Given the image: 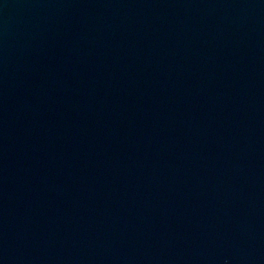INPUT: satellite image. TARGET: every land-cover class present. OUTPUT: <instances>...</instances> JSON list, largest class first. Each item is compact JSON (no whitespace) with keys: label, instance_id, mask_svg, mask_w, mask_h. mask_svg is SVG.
Segmentation results:
<instances>
[{"label":"water","instance_id":"water-1","mask_svg":"<svg viewBox=\"0 0 264 264\" xmlns=\"http://www.w3.org/2000/svg\"><path fill=\"white\" fill-rule=\"evenodd\" d=\"M0 264H264V0H0Z\"/></svg>","mask_w":264,"mask_h":264}]
</instances>
